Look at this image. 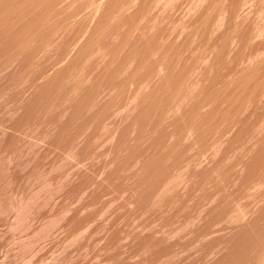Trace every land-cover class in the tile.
<instances>
[{
    "label": "rangeland",
    "instance_id": "374dc122",
    "mask_svg": "<svg viewBox=\"0 0 264 264\" xmlns=\"http://www.w3.org/2000/svg\"><path fill=\"white\" fill-rule=\"evenodd\" d=\"M0 264H264V0H0Z\"/></svg>",
    "mask_w": 264,
    "mask_h": 264
}]
</instances>
